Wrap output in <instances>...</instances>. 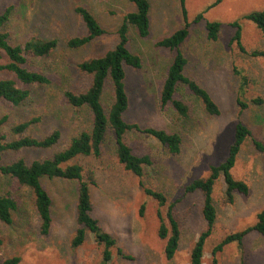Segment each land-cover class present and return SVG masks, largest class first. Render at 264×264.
I'll return each mask as SVG.
<instances>
[{"label":"rangeland","instance_id":"rangeland-1","mask_svg":"<svg viewBox=\"0 0 264 264\" xmlns=\"http://www.w3.org/2000/svg\"><path fill=\"white\" fill-rule=\"evenodd\" d=\"M149 29L147 38H139L129 27L128 49L141 59V68L126 67L125 86L129 107L124 116L141 129L162 128L181 136L179 154H170L155 139L143 133L130 132L126 144L135 155H148L152 164L145 167L141 181L145 186L166 197L164 206L144 195L139 179L125 171L116 160L114 139L109 133L100 158L78 157L84 171L92 172L95 186L91 187V216L99 227L116 241L109 264H189L190 252L206 226L201 216L202 195L186 194L185 187L196 179L205 178L209 167L218 165L226 157L237 122L246 125L251 136L241 147L232 176L248 185L246 196L235 195L232 205L223 203L224 184L219 178L213 188L212 199L217 219L204 243L202 264H264V237L251 232L242 245L232 243L213 256L215 246L227 235L241 231L255 223L257 213L264 206V153L257 152L253 140L264 143V102L241 111L236 104L241 77L246 78L244 99L262 98L264 101V59L240 53L231 42L238 22L241 45L247 51H264V38L256 26L242 17L264 11V0H184L190 34L180 50L187 59L185 75L197 81L219 108V115L208 116L198 100L185 88L176 97L192 106L186 119H179L170 109L159 107V91L174 52L156 46L158 40L183 26L179 0H148ZM215 6H212L215 4ZM86 7L106 31L80 49H71L67 41L86 35L73 12L75 5ZM11 7V18L4 31L13 45L29 38L57 40V48L48 56L30 62L33 69L50 79L46 86H31L30 97L22 105L12 107L0 99V135L11 141L17 136L11 128L34 118L26 135L42 138L54 130L61 133L59 143L52 149H24L5 153L3 163L22 158L27 164L51 158L63 150L71 138L90 128V116L84 109L70 107L64 92H81L90 78L77 69V64L102 56L117 42L116 31L125 14L134 6L127 0H0V14ZM202 14L203 20L193 24ZM219 22L221 28L216 41L208 40L204 22ZM237 72V74H236ZM109 84L103 97L105 109L111 105ZM86 180V178H85ZM42 186L52 200V226L48 235H41L34 210L31 191L17 187L8 177L0 175V195H9L16 202L12 223H0V264L18 256L20 264H101V247L91 234L84 243L71 247L76 231L75 207L78 184L74 181L43 178ZM179 224L178 249L171 260L164 255L165 241L158 238L159 215L166 223L168 207ZM120 251V254L118 253Z\"/></svg>","mask_w":264,"mask_h":264},{"label":"trees","instance_id":"trees-1","mask_svg":"<svg viewBox=\"0 0 264 264\" xmlns=\"http://www.w3.org/2000/svg\"><path fill=\"white\" fill-rule=\"evenodd\" d=\"M134 6L135 10L124 15L120 26L116 31L117 42L113 48L107 50L102 56L86 59L77 64L80 73L90 78L89 86L81 92L66 91L63 96L65 102L75 109H84L90 116V128L80 132L76 137L71 138L67 146L56 152L51 158L35 160L27 164L24 159L17 158L11 163H3L5 153H18L24 149L54 148L61 139L58 130L50 134L35 138L26 135L27 129L39 119L34 118L21 122L11 128V132L17 139L8 141L0 135V175L11 179L17 187H24L31 191L34 199V210L39 221L41 235H48L52 226V200L48 192L42 186L41 180L47 178L74 181L78 184L77 199L75 207L76 231L71 240V247H80L86 234L92 235L96 245L101 247V264H109L112 258V250L116 247V241L109 234L105 233L98 225V221L92 218V201L90 195L91 187L95 186L92 172L84 171L78 163H72L78 157L100 158L107 141V135L111 133L115 145V157L119 165L133 176L139 179V186L144 195L150 197L161 207L166 203L163 193L148 188L141 181L143 170L152 164L148 155L138 156L126 144L125 137L130 132L146 134L155 139L170 154L176 155L181 150V136L175 132H169L162 128L141 129L137 124L128 123L124 116L129 107V98L126 92L125 68L138 70L141 68V59L128 49V32L132 27L139 38L145 39L150 34L148 0H127ZM183 26L169 36L157 41L156 46L174 52V57L167 68L165 78L159 91V107L161 110L170 108L179 119H186L192 111L188 101L176 97L180 88H185L193 95L204 112L208 116L219 115V108L209 93L195 80L185 75L187 59L181 52V45L187 40L190 34L191 24L187 21V13L184 7V0H179ZM213 4L212 6H215ZM11 7L6 8L0 14V99L18 107L24 104L30 97L31 86H46L50 79L43 73L33 69L30 62L48 56L57 48V40H42L29 38L23 44L13 45L9 41V34L4 31L5 26L11 18ZM73 12L80 19L86 35L72 37L67 41L71 49H80L106 35L93 14L82 5H75ZM243 20L253 23L261 32L264 38V11L252 12L242 17ZM203 20L202 14H198L193 24ZM230 26L234 29L231 42L235 43L240 53L248 54L252 58L264 59V51L253 50L247 52L241 45V28L238 22ZM206 37L208 40L216 41L221 28L219 22H204ZM237 74V72H236ZM107 83L111 89L112 102L105 109L103 97ZM247 80L241 77L237 91L236 104L241 111L246 110L250 104L260 106L262 98H255L250 101L244 99ZM7 120V117L0 119V126ZM249 128L237 122L234 126L233 139L228 147L226 157L218 165L209 167V174L205 178L196 179L185 187L186 194L199 192L202 195L201 216L205 222V230L194 243L189 258V264H202L204 243L212 232L217 219V211L213 203L212 193L216 181L221 178L224 184L223 203L232 205L235 195L246 196L249 192L248 185L237 181L232 176V169L235 166L237 157L244 142L250 138ZM254 149L264 153V143L253 140ZM86 178V180H85ZM174 204L168 207L166 223L159 215L158 238L165 241L164 255L171 260L179 246L180 229L172 209ZM16 210V202L9 195H0V223L10 225L12 213ZM255 232L264 237V206L257 213L255 223L241 231L227 234L213 249L212 254L222 252L224 247L232 243L242 245L248 234ZM120 254V251H118ZM2 264H20L18 256H12L3 260ZM213 264H217L213 259Z\"/></svg>","mask_w":264,"mask_h":264}]
</instances>
